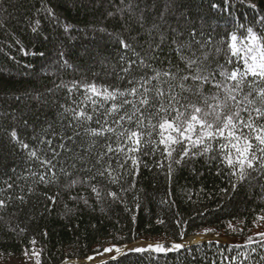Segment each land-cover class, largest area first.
I'll return each instance as SVG.
<instances>
[{"label": "trees", "instance_id": "obj_1", "mask_svg": "<svg viewBox=\"0 0 264 264\" xmlns=\"http://www.w3.org/2000/svg\"><path fill=\"white\" fill-rule=\"evenodd\" d=\"M249 28L264 35V0H0V264L96 263L156 248L152 243L168 249L171 242L184 248L204 240L217 243L129 253L104 264H264L260 242L229 251L231 245L218 242L233 239L196 237L208 230L236 239L264 234V219H257L264 217V176L252 173L234 188L223 163L227 152L219 148L227 141L215 140L210 153L177 164L183 145L167 156L147 120L140 129L150 132L144 154L109 153V144L124 147L123 141L109 132L89 135L101 125L121 131L107 117L113 105L125 120L136 109L151 116L139 104L144 88L135 81L169 71L179 80L194 75L201 61L214 72L213 83L221 81L220 65L239 67L227 63L232 35L243 48ZM193 59L190 69L186 61ZM165 80L159 81L164 90L175 83ZM157 83L149 85L150 104ZM183 83L203 88L193 95L177 85L189 101L217 103L204 104L218 92L212 84ZM93 84L140 92L105 100L85 91ZM81 109L91 122L74 119ZM136 120L121 123L135 129ZM110 247L118 248L105 253Z\"/></svg>", "mask_w": 264, "mask_h": 264}, {"label": "snow or ice", "instance_id": "obj_2", "mask_svg": "<svg viewBox=\"0 0 264 264\" xmlns=\"http://www.w3.org/2000/svg\"><path fill=\"white\" fill-rule=\"evenodd\" d=\"M248 37L246 44L241 48L237 44L238 37L232 35L227 63H234L239 67L228 71L224 69L223 65H220L216 71L220 72L221 81L213 83L214 72H205L203 61H201L200 67L192 69V65L197 64L195 59L186 61L187 66L195 73L194 75L185 74L177 80L178 73L169 71L156 73L147 80L135 81L136 84L144 88L139 104L151 112V116H142L141 110L136 109L125 120V116L119 115L121 108L113 105L108 109L107 117H115L113 122L121 131L117 133L115 128H104L101 125L100 131L90 130L89 135L101 137L109 132L114 133L117 140L123 141L124 147L114 148L109 144L106 149L109 153L116 152L118 155L123 153L125 156L129 152L144 154L142 149L147 147L145 137L150 135V132L140 129L144 127L147 120V128L156 129L157 134L161 137L159 144L164 146L167 156H172L173 152L176 151V146L183 145L182 155L175 161L177 164L184 161L185 158L191 159L195 158L196 155L203 156L210 153L212 143L215 140H221L228 142L227 144L221 143L219 148L221 151L227 152L223 163L231 170L229 175L235 178L233 181L234 188L238 183L248 180L252 173L264 176V171H261L264 170V35H258L249 28ZM207 59L208 56L205 55L203 60ZM140 63L142 66H146L143 60ZM162 76L167 77L165 83L169 80L175 82L167 90L159 87ZM153 80L158 83L154 86L155 93L153 102L150 104L148 93L153 91L149 87ZM188 80L201 86L206 83L212 84L213 87L218 89V92L213 97L206 98L204 104L208 105V99H215L217 103L201 107L189 101L188 97L182 96L181 92L200 95L203 91L202 87L195 89L186 87L183 82ZM128 82L130 84L134 83L132 80ZM177 85L181 92L176 91ZM69 91H74V89L70 88ZM85 91L91 96L99 95L105 100H116L119 97L135 96L137 92H140V88L125 92L119 90L110 92L107 88L99 89L93 84L86 87ZM221 92L224 94L223 100L220 98ZM157 102L158 106H156ZM132 116L137 117V128L124 127V123L133 122ZM107 117L104 120L105 124L108 123ZM74 119L87 123L91 122L92 117L81 109L74 116ZM153 120L157 122L152 123ZM122 121L124 123H121ZM198 129L199 131H197ZM193 134H195V138H193ZM13 136H15V133H13ZM158 146L154 145V147ZM125 147L128 149L127 152L124 150ZM193 149H201V151L194 153ZM233 151L235 155H233ZM32 155L35 156L36 154L33 152ZM129 158L139 168L140 162L132 157ZM42 163L44 162L42 161ZM104 171H108V169L105 168ZM93 190L96 191V189ZM0 207H4V205L0 203ZM257 219H264V217H257ZM229 230L235 231L231 224H229ZM210 233L211 230H208L204 235ZM254 241H259L261 247L264 248V234H261L260 237L250 238L244 245L230 246L229 251L233 248H250ZM181 248V245L172 246V250H180ZM158 250L163 251V248L151 249L153 252ZM135 251L143 253L149 251V249H136ZM243 255L245 259H249L247 253ZM261 260H264V255L261 256ZM232 264H236L235 260L232 261Z\"/></svg>", "mask_w": 264, "mask_h": 264}, {"label": "rangeland", "instance_id": "obj_3", "mask_svg": "<svg viewBox=\"0 0 264 264\" xmlns=\"http://www.w3.org/2000/svg\"><path fill=\"white\" fill-rule=\"evenodd\" d=\"M196 237H206V238H208V237H220V238H230V239H233V242H230V243H227V245L228 244H231V245H244V244H246L247 242H248V240L250 239V238H247V239H236V238H231V237H226V236H217V235H200V236H196ZM256 237H260V236H256ZM251 238H255V237H251ZM140 243V242H139ZM221 243V242H220ZM256 243H259V241H254L253 242V244H256ZM135 244H138V243H135ZM152 244H156L157 246H156V248L157 249H159V248H163V251H155V252H157V253H159V252H166V251H168V250H172V246L174 245V243H169V248L168 249H166V246H165V243L164 242H161V243H152ZM221 244H225V243H221ZM134 245V244H133ZM114 248H118V247H110V248H108V249H106L104 252L105 253H114L113 251H112V249H114ZM109 250V251H108ZM128 250V249H127ZM151 250V249H150ZM107 251V252H106ZM104 252H103V254H104ZM102 254V253H101ZM101 254H99V255H96V257H100L101 256ZM92 257H95V256H92ZM118 257V256H117ZM91 258V257H90ZM113 258H116V257H112V258H110L109 260H111V259H113ZM88 260H89V258L88 259H86V261L85 260H83L84 262H82L81 264H100V263H103V262H105V261H98V262H88ZM73 261H80V260H73ZM106 261H108V260H106ZM17 263H20V262H17ZM13 264H15V262H13Z\"/></svg>", "mask_w": 264, "mask_h": 264}, {"label": "water", "instance_id": "obj_4", "mask_svg": "<svg viewBox=\"0 0 264 264\" xmlns=\"http://www.w3.org/2000/svg\"><path fill=\"white\" fill-rule=\"evenodd\" d=\"M209 242H216V241H212V240H204L203 242H200V243H194V244H191V245H189V246H192V245H198V244H202V243H209ZM218 243H220V242H218ZM220 244H221V243H220ZM189 246H188V247H189ZM184 248H186V247H184ZM184 248H181V249H184ZM181 249H180V250H181ZM175 251H178V250H170L169 252H175ZM135 252H137V251H131V252H128V253H126V254H129V253H135ZM145 252H147V251H145ZM126 254H123V255H121V256L115 258V259H111V260H108V261L117 260V259H119L120 257H122V256H124V255H126ZM108 261H105V262H103V263H106V262H108ZM103 263H100V264H103Z\"/></svg>", "mask_w": 264, "mask_h": 264}]
</instances>
